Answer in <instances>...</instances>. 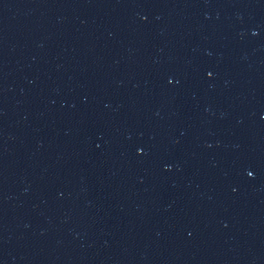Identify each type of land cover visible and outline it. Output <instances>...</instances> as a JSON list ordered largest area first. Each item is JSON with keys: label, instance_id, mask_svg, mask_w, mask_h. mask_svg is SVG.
<instances>
[{"label": "water", "instance_id": "1", "mask_svg": "<svg viewBox=\"0 0 264 264\" xmlns=\"http://www.w3.org/2000/svg\"><path fill=\"white\" fill-rule=\"evenodd\" d=\"M0 264H264V0H0Z\"/></svg>", "mask_w": 264, "mask_h": 264}]
</instances>
